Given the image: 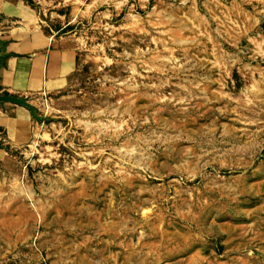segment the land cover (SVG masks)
Segmentation results:
<instances>
[{
  "label": "rangeland",
  "instance_id": "1",
  "mask_svg": "<svg viewBox=\"0 0 264 264\" xmlns=\"http://www.w3.org/2000/svg\"><path fill=\"white\" fill-rule=\"evenodd\" d=\"M71 54L0 171V264H264V0H25Z\"/></svg>",
  "mask_w": 264,
  "mask_h": 264
},
{
  "label": "crops",
  "instance_id": "2",
  "mask_svg": "<svg viewBox=\"0 0 264 264\" xmlns=\"http://www.w3.org/2000/svg\"><path fill=\"white\" fill-rule=\"evenodd\" d=\"M29 9L25 0H0V95L33 102L66 86L71 54L55 48L52 35L47 39L22 23ZM33 128L29 107L0 102V171L11 160V151L30 141Z\"/></svg>",
  "mask_w": 264,
  "mask_h": 264
},
{
  "label": "water",
  "instance_id": "3",
  "mask_svg": "<svg viewBox=\"0 0 264 264\" xmlns=\"http://www.w3.org/2000/svg\"><path fill=\"white\" fill-rule=\"evenodd\" d=\"M3 101H9V102H14V103L25 105L29 107L32 113L34 114L33 106L25 98H20V97H15V96H10V95H0V102H3Z\"/></svg>",
  "mask_w": 264,
  "mask_h": 264
}]
</instances>
